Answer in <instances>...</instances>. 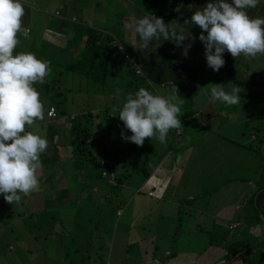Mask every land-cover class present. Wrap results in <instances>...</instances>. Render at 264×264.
Instances as JSON below:
<instances>
[{
  "label": "rangeland",
  "instance_id": "374dc122",
  "mask_svg": "<svg viewBox=\"0 0 264 264\" xmlns=\"http://www.w3.org/2000/svg\"><path fill=\"white\" fill-rule=\"evenodd\" d=\"M35 1L38 5L45 2L44 4L47 7L53 6L54 8L55 5H58V13L66 16V19L87 20L90 25L92 23L98 28L105 26L108 29H112L119 36H129L131 40H133L134 33L132 31L134 29L126 28V24L134 25L137 19L145 15H162V10H164L162 4L158 5L156 0H22L23 5L30 4L31 7L29 9L26 5L24 6L26 17L33 15L32 18L36 19V15H39L35 13L37 9L34 7ZM251 17L253 16L251 15ZM23 24L29 27L28 22L25 20H23ZM38 26L39 24H36V27ZM44 31L46 36L52 38L53 43L60 42L59 33L55 29L47 27ZM191 36L194 39L186 40L184 44L190 43L191 47L188 52L198 53L202 61L200 72L196 76L190 77V79L197 82V85L204 78L212 81L215 79L217 82L220 79L217 77H220L219 73L222 68L218 72L209 68L207 62L203 60L206 56L202 57L201 55L204 50V44L199 38L192 34ZM50 47L49 45L46 50H49ZM165 48L167 49L163 50V57H167L171 63H176V59L180 58L179 53L182 54L184 50L183 47H178L173 41L167 42ZM23 50H20V52ZM183 57L185 56L182 54L178 62L179 66L187 64L188 67L190 57H185L187 59L182 60ZM256 61L260 60L241 59L237 62L240 70L237 66L235 68L237 70L236 75L240 76L241 74L238 78H247L250 88L256 86V89L259 90L257 84L264 80V73L259 75V72L253 67ZM174 65L175 69H177L178 65ZM235 68L230 73L228 71L222 73L225 78H221L222 82L232 80ZM78 79L79 75L73 73L67 81L73 87V90L68 93L67 103L65 102L64 106L65 113L60 114L58 109H56L59 116L48 117L49 99L41 95L46 110L45 120L38 121V126L34 125L32 128L26 129L27 131L39 132L45 135L48 140V149L41 155L42 167L37 173L40 185L47 179L61 187L57 188L55 186L56 200L54 201L49 199L51 192L47 193V205H45V200H42L43 196L41 195L45 193V189H48L49 186H43L39 191L23 197L25 200L24 204L20 202L19 204L11 205L4 200L3 194H0V264H74L79 261L78 258H84L85 262L89 260L92 264L95 253L91 251V219L96 221L102 217L104 211H101V206H104V221L108 225L106 231H104L106 238L103 239L104 248L101 252H104V255L101 254L103 260L110 258L112 262L117 263L118 258L126 255L124 248L127 241L134 239L139 241L142 248L148 249L147 255L154 256L152 260H143L145 264H154L157 259H159L160 264H209L211 258L213 260V257L210 256L212 252L216 253L214 257L215 264H219L222 260L232 261L234 257L224 258V248L209 244L207 229L210 225L208 221L211 217L217 221L227 223L228 226L237 224L233 220L235 216L229 217L233 220L230 221L226 214L222 212V208L226 207V210L228 209L230 213H235L237 209L236 202L240 204L236 215L245 213L246 209H249L247 210L248 214L253 213L251 207L244 210L243 201L245 194L241 192V188L245 186V183H240L239 177H236L238 170H249L251 174L254 172L253 168L255 169L261 163V159L256 154L257 151H255L254 143L256 139L252 140L253 145L248 144L251 129L244 127L245 132L242 133L241 131L245 121L250 117L247 109L241 107L242 105L237 107V109L233 108L230 113L234 115H230L232 119L230 118L228 121L220 119V110L215 107L216 105L212 106V110L208 111L209 114L208 112H201L203 107L200 101L205 98V95L199 92L201 91L199 84L198 90H195L196 94L185 100L187 112L198 111V120L200 117L201 121L205 119L207 123H228L225 127L231 126L232 129L236 128L239 131V134H236L237 137L227 144L228 147L224 145L226 148L224 159L220 160L217 157V154L222 153L217 148L216 154H209L211 155V159H208L209 166H211L209 167V169L211 168L209 170V172L211 171L210 173L207 170H202V173L194 170L191 160L188 158L178 160L179 167L177 172L180 170V173L184 175H180L177 181L176 176H173L171 182L163 181L167 189L180 193V195L170 201L166 197L160 198L156 195L148 194V188L140 189L146 179L141 172L142 168L152 171L157 166V164L152 163V160L148 159V161V157L145 158L144 154L146 153L144 151L141 153V159L136 162L139 169L138 172L129 170L131 171L130 175L125 180L121 192H118V199H101L104 194L109 193L106 190V185L104 183L100 184V187L92 185L91 190V178H88V180L84 174V172H87L86 168L74 166L73 157L70 156L72 146L68 143V140L71 139L73 134L70 128L72 124L71 115L76 114L77 116L82 111L81 106L91 102V96L87 94L88 92H74L78 88L79 83L84 84V81H81V79L78 81ZM85 85L90 87L89 83H85ZM107 85L111 87V85ZM152 85L153 83L151 87ZM104 87L107 88V86ZM141 87L150 89L149 84L145 81H143ZM152 88H154L155 94H163L159 86L155 85ZM119 90L122 91V89ZM117 94L121 96L122 92ZM196 96L197 99L195 98ZM94 98L92 97L93 100ZM198 101L200 103H197ZM211 103L212 101H209V104ZM183 109L186 110L181 106V111ZM203 115H205L204 118H202ZM207 115L211 116L208 117ZM186 117L190 118L189 116ZM55 123L59 124L58 128L54 125ZM188 129V133L186 130L183 133H176L175 131L170 133L173 137L171 138L169 135L168 139L170 140L165 148L171 145L174 148L170 149L177 151L181 146L180 150H183V152L185 149L187 150L186 153H183L184 155H194L201 159L206 153L197 155L193 149L196 150L197 145H206L208 140L203 138L204 136L198 132L203 131L205 135L207 132L211 133V130L208 127L199 129L197 123H194L193 127L190 126ZM217 130L223 131L221 128H217ZM213 136L215 138H211L209 142L213 145L222 140L218 138L220 135ZM195 141H197V144ZM190 143L193 146L184 148L186 144L189 145ZM154 144L158 147L155 152H152L151 157L157 153L156 151L161 146L163 147V144L158 143V140ZM218 146L220 145L218 144ZM160 152L157 153V156H159ZM172 158V160H175L178 156L173 155ZM45 159H48L49 162ZM140 164L144 165V167L140 166ZM250 165H253V167ZM61 166L63 168L66 167L63 173L59 169H62ZM233 172H235V175L233 174L235 178L232 180L228 176ZM89 173L91 172L89 171ZM211 173H214V175L208 176ZM247 176L248 174H245V177ZM96 189H98V193L95 192ZM187 192L194 193L193 195L191 194V200H189L188 197L190 195ZM247 192L252 193L253 190L250 189ZM200 193L203 195H199ZM36 194L40 197L38 200H34ZM120 198L125 208L123 213L117 215L114 214L113 209L117 203L120 205ZM236 199L237 201L235 202L234 200ZM96 201H98V204H96ZM230 203L233 204L232 208L228 206ZM234 203L236 204L234 205ZM137 218H139L138 221ZM154 243L157 246L153 252L151 249ZM169 251L172 253L164 254V252L168 253ZM128 252L129 254L133 253L132 249H129ZM163 256L165 258L161 261ZM130 257L132 260L138 259V256ZM233 264L241 263L238 260Z\"/></svg>",
  "mask_w": 264,
  "mask_h": 264
},
{
  "label": "trees",
  "instance_id": "16d2710c",
  "mask_svg": "<svg viewBox=\"0 0 264 264\" xmlns=\"http://www.w3.org/2000/svg\"><path fill=\"white\" fill-rule=\"evenodd\" d=\"M156 2L158 5L162 4V8H164L162 10L163 14H158L157 17H162L165 23L178 24L196 38H199L201 29L190 22L184 23V21L189 20L193 12L201 10L208 2H214V0H156ZM229 2L231 3L232 0H229ZM44 3L38 5L35 1L34 7L37 8L35 13L39 14L36 15V19L32 18L33 15L27 17L24 15L22 18V20H25L29 24L31 38L24 39L21 36L22 40H20L22 43L18 45L16 52L24 49L22 52L34 53L38 58L50 61V75L46 78L45 83L37 84L35 87L41 95L49 99L48 105H52L55 110L58 109L60 114L65 113L64 106L65 102L67 103L68 93L73 90V87L67 82L68 79L73 73H76L79 75L78 81L80 79L84 81L83 85L81 83L78 84V90L76 89L74 92H88L87 94L91 96V102L81 106L82 111L77 116L76 114L71 115L72 124L70 128L73 134L68 143L72 146L70 156L73 157L74 166L78 168L81 166L85 167L87 172H84V174L87 176V179L91 178V190L92 185L94 187H100L102 183L106 185V190L109 193L104 194L101 199H118V192H121L130 172L133 170L138 172L139 169L136 162L141 159V153L145 151V158L148 157L147 160L150 159L153 161H151L153 164H158L162 158V154L172 147L168 145L165 148L170 140L168 139L169 135L171 138L173 137L170 133H173L176 129L170 130L167 143L163 144V147L161 146L156 151L157 153L161 151L159 156L156 153L151 157L152 152H155V149L158 147L154 144L157 142L155 139L146 138L143 146H137L135 143L122 139V131L127 136H130L131 132L124 127L123 121L119 119L118 111H114V109L122 107L127 94H134L138 91L143 81L149 84V90L153 93L154 88L152 87L155 85L159 86L162 90V95L165 96L169 94L172 84L175 83L181 99H184V103L181 106L185 109V100L191 95L196 94L195 90H198L199 84L205 97L210 95V88L207 87L210 83L224 84L227 91H230L235 85L241 88L242 91L239 93L242 98L240 104L228 106L220 101H212L211 104L208 102V107H203L201 112H208L212 110V106L216 105L215 107L220 110V119L228 121L230 118L232 119L230 115H234L230 113L231 110L233 108L237 109V107L242 105L241 107H245L250 114V117L245 121V128L249 127L251 129V137L248 144L253 145L252 140L256 139L254 143L256 147L255 151H257L256 154L260 157L261 163L255 169L253 168L254 172L251 174L249 170H238V172H235L236 177H239V182L245 183V186L241 188V192L245 194L243 201L244 210L251 207L253 213L248 214L247 210L249 209H246L245 213L237 215L239 218L238 223L231 226H228L223 221H217L213 217L209 218L208 222H210V225L208 223L207 229L208 241L210 245H217L225 249V259L234 257L233 260L230 259L232 261H224L221 264H233L238 260L241 264H264V80L257 84L260 91L256 89V86L250 88L249 80L245 77V81L242 77L238 78L241 74L237 76L234 72L231 81L222 82L221 78H224L222 73L227 71L230 73L236 66L240 70L237 62L245 59L243 56L236 59L225 51L223 58L226 63L221 67L220 77H217L220 79L216 82L215 79L212 81L204 78L197 85V82L191 80L190 77L196 76L201 70L202 60L198 53L188 52L187 57H190L188 67L187 64L179 66L178 62L182 57L181 53H179L180 58L176 59V63H171L167 57H163V50L167 49L165 48V44L169 42L163 40V38L153 40L147 50L140 51L135 48V46L139 45V36L135 35L134 31H132L134 36L133 40H131L129 36H119L112 29H108L105 26L98 28V26L92 23L90 25L87 20L66 19V16L60 15L56 11L59 9L58 5H55L53 8V6L47 7ZM25 5L31 9L30 4ZM248 14L253 17H264V0H260L257 7L248 9ZM36 24H39V26L36 27ZM47 27L49 29L53 28V30L55 29L59 33V43H53L52 38L44 34V30ZM49 45L51 46L50 49L46 50ZM201 55L202 57L205 56V50L201 52ZM186 59L185 57L182 58V60ZM203 60L206 61V58H203ZM253 60H260L254 62L253 67L256 68L259 75L264 73V56H257ZM174 64L178 65L177 69H175ZM137 67L140 68V72L136 71ZM190 81L192 82L190 83ZM85 83H89L90 87L85 85ZM107 84L111 85V87H108ZM98 85L100 86L97 88ZM104 86H107V88ZM103 87L104 89H102ZM118 89H122V91H119L122 92L121 96L117 94L119 93ZM156 93L158 92L156 91ZM92 97H95L94 100ZM195 98L197 99V96ZM197 103L200 102L198 101ZM181 112L180 119L184 123L182 124L184 128L182 127L181 133L185 130L187 133L189 131L185 123L192 127L194 123H197L199 129L208 127L211 133L207 132L204 135L203 131L198 132L204 136L203 138L208 140V143L204 146L197 145L196 150L193 149V151L197 155L206 153L203 158L200 159L194 155H184L183 153H186L187 150L185 149L183 152V150H180V146L179 150H177L181 153L180 160L187 157L191 160L194 170L200 172L207 170L210 173L211 171L209 172V170L211 168L209 169V167L211 166H209L208 159H211V155L209 154H216L217 148L222 152L221 154H217V157L220 160L224 159L225 147H228L227 144L235 137H233L234 135H228V138L225 139L222 138V133L223 131L230 133L234 129L231 126L225 127L228 123L205 124L207 123L205 119L201 121L199 117L198 120V111L187 112V109H183ZM59 113L56 110V116H59ZM207 116L210 117L211 115ZM189 121L191 122L189 123ZM217 128H221L223 131H218ZM245 128L242 127V133L245 132ZM238 133L236 131V134ZM213 135H220L218 138L222 140L214 143L215 145L209 143L211 138H215ZM158 143L160 142L158 141ZM195 143L197 144V141ZM189 146H193V144H186L184 148H189ZM212 146L214 147L211 148ZM46 160L49 162L48 159ZM140 166L144 167L142 164ZM250 166L253 167V165ZM61 167L63 173L66 167ZM152 171L142 168L141 172L146 178ZM235 172L228 177L233 180ZM245 174H248V176L245 177ZM211 175H214V173L208 174V176ZM250 189L253 190L252 193L247 192ZM95 192L98 193V189ZM199 195L203 194L200 193ZM44 196L46 198V195ZM49 196V199L52 201L56 200V192L51 193ZM157 197L163 198V193L159 196L157 195ZM188 198L189 200L192 199V197ZM121 201L122 199L120 200V205L117 203L113 209L114 214L119 215L123 213L125 207H123ZM21 202L22 204L25 203L24 198H22ZM96 204H98V201H96ZM100 209L104 211L102 217L96 221H92L91 219L90 240L91 251L95 253L92 259L95 264L99 261L101 263L107 260H103L101 254L104 255V252H101L104 248L103 239L106 238L104 231H106L108 225L104 221V206H101ZM78 259L79 261H76L74 264H83L85 262L84 258ZM109 260L113 264H118L112 262L110 258ZM215 263L214 260L211 264ZM84 264H91V262L88 260Z\"/></svg>",
  "mask_w": 264,
  "mask_h": 264
},
{
  "label": "clouds",
  "instance_id": "9594fccd",
  "mask_svg": "<svg viewBox=\"0 0 264 264\" xmlns=\"http://www.w3.org/2000/svg\"><path fill=\"white\" fill-rule=\"evenodd\" d=\"M259 3L260 0H232L231 3L214 0L184 21L201 29L199 40L204 44L207 65L213 71L218 72L225 65V51L236 59L243 56L253 60L264 56V17L248 14V9ZM24 15L22 0H0V194L11 205L19 204L23 197L39 191L37 173L42 167L41 155L48 149L45 135L26 130L45 120V104L35 85L45 83L51 68L50 61L42 60L34 53L16 52L21 36L31 38L30 28L23 24ZM125 27L134 29L139 36L140 43L135 48L140 51L147 50L153 40L163 38L183 47L182 54L187 57L191 44L184 42L194 39L182 26L165 23L162 17L152 14ZM207 87L211 101L228 106L241 102L239 93L242 90L237 85L230 91L220 83H210ZM183 103L175 83L166 96L154 94L144 87L134 94L128 93L122 107L114 109L124 127L131 132L127 136L122 131V139L137 146H143L146 138L166 144L170 130L181 133ZM152 186L156 187V184L149 189ZM154 264H160L159 259Z\"/></svg>",
  "mask_w": 264,
  "mask_h": 264
},
{
  "label": "crops",
  "instance_id": "0c3cea01",
  "mask_svg": "<svg viewBox=\"0 0 264 264\" xmlns=\"http://www.w3.org/2000/svg\"><path fill=\"white\" fill-rule=\"evenodd\" d=\"M234 73H236V70H234ZM243 78V80L245 81V78L244 77H242ZM200 93L202 92L203 93V90L202 91H199ZM205 100V101H204ZM200 101V100H199ZM210 101V99H209V96H206L205 98H203V99H201V105H202V107H208V102ZM49 108V107H48ZM48 108H47V110H48ZM48 116V115H47ZM48 117H50V116H48ZM53 118V117H52ZM50 122V121H49ZM50 123H53L52 121L50 122ZM186 124V126H189V125H187V123H185ZM203 124V123H202ZM205 124H208V123H205ZM55 126H56V128H58L57 126L59 125L58 123L56 124H54ZM190 127V126H189ZM188 127V128H189ZM192 127V126H191ZM245 127V124L243 125V128ZM184 128V127H183ZM51 129H52V125H51ZM235 130V131H234ZM234 130H232L230 133H228L227 131H223V133H222V138H225V139H227L228 137V135L230 136V135H234L233 137H237V135H236V131L237 132H239L238 130H236V128L234 129ZM175 132L177 133V130H175ZM239 134V133H238ZM251 137V136H250ZM170 148H174V146H172V147H170ZM194 154V153H193ZM173 155H177L178 156V158L177 159H175V160H172L173 158H172V156ZM223 155H224V153H223ZM180 158H181V153L179 152V151H172L171 149H168L167 150V152H165V153H163L162 154V158L160 159V162L157 164V166H156V168L150 173V175L148 176V177H146V179L143 181V183H142V185H141V187H140V189L141 188H148L149 189V187L152 185V184H156V186H159V188L160 189H162V187H163V197H166L168 200H172V199H174V197H176L177 195H180V193H178V192H174L173 190H169V189H167V186L164 184V180L165 181H168V182H171L172 181V177L173 176H176V181H177V179H179V176L180 175H184L183 173H180V170L177 172V170H178V160H180ZM187 158V157H186ZM46 160V159H45ZM172 161H173V163H172ZM61 171H62V169H60ZM202 173V172H201ZM60 178V177H59ZM43 186H46V187H48L49 186V188L48 189H45V193L43 194V195H41V196H43V201L45 200V205H47L46 204V202H47V200H46V198H45V196L44 195H46L47 196V192H51V193H54L55 191H54V188H55V186H57V188L58 187H61V186H58V185H56V184H53L52 183V181H49V180H45L43 183H41V185H40V188L39 189H41V187H43ZM152 187H155V186H152ZM123 189V188H122ZM121 189V190H122ZM188 193V192H187ZM190 196L189 197H192V195L194 194L193 192H189L188 193ZM192 194V195H191ZM39 195L38 194H36L35 195V199L34 200H38L40 197H38ZM235 202L237 201V199L236 200H234ZM38 203H40V202H38ZM237 203V209H239V207H240V204H238V202H236ZM236 203H234V205L236 204ZM228 206L229 207H231L232 208V206H233V204L232 203H230V204H228ZM237 209H236V211H235V213H230L229 212V210L227 209L226 210V207H223L222 208V212L224 213V214H226V216L228 217V219L230 220V221H235V222H237L238 223V221H239V218L238 217H236L237 215ZM220 214H221V212H220ZM173 216H174V214H173ZM235 216V219H230L229 217H234ZM139 220V218H137V221ZM149 241H150V237H149ZM156 244L154 243L153 244V247H152V249L151 250H153V252H154V250H155V248H156ZM213 246V245H212ZM11 247V246H10ZM129 249H132V251H133V253L132 254H129ZM124 250H125V252H126V255H124L122 258H118V264L119 263H122V264H145L144 262H143V260L144 261H146V260H152L153 258H154V256L153 255H147V251H148V249H145V247L144 248H142L141 247V245L139 244V241H137V240H134V239H129L128 241H127V244H126V246H125V248H124ZM170 253H172L171 251H169L168 253L167 252H164V254H170ZM132 256V257H137L138 256V259L137 260H132L131 259V257L129 256ZM218 254V253H217ZM220 255V254H219ZM210 256L211 257H213V260H212V258H211V260H210V262H209V264H211L212 263V261H214V257L216 256V253H211L210 254ZM125 258H126V261H125ZM164 258H165V256H163V257H161V261H163L164 260ZM217 258V257H216ZM115 259H117V257H115Z\"/></svg>",
  "mask_w": 264,
  "mask_h": 264
},
{
  "label": "built area",
  "instance_id": "2783aa9c",
  "mask_svg": "<svg viewBox=\"0 0 264 264\" xmlns=\"http://www.w3.org/2000/svg\"><path fill=\"white\" fill-rule=\"evenodd\" d=\"M136 71L137 72H140L141 70H140V68H136ZM47 115L48 116H51V117H55L56 116V110H55V108L51 105V106H49V108H48V110H47ZM162 191H163V188L162 189H160L159 187H151L149 190H148V194H150V195H161L162 194ZM100 264H111L108 260H106L105 262H103V263H100Z\"/></svg>",
  "mask_w": 264,
  "mask_h": 264
},
{
  "label": "water",
  "instance_id": "95a60500",
  "mask_svg": "<svg viewBox=\"0 0 264 264\" xmlns=\"http://www.w3.org/2000/svg\"><path fill=\"white\" fill-rule=\"evenodd\" d=\"M224 261H226V260H222V261H220V263L219 264H221L222 262H224Z\"/></svg>",
  "mask_w": 264,
  "mask_h": 264
}]
</instances>
